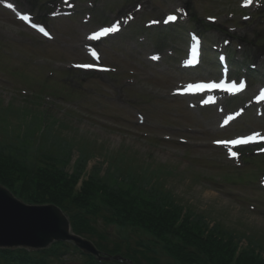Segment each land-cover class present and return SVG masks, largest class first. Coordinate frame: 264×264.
<instances>
[{
    "label": "rangeland",
    "instance_id": "obj_1",
    "mask_svg": "<svg viewBox=\"0 0 264 264\" xmlns=\"http://www.w3.org/2000/svg\"><path fill=\"white\" fill-rule=\"evenodd\" d=\"M87 1L101 17L90 25L79 22L82 16L50 20V40L16 22L15 14L0 9V145L19 151L20 131L41 135L44 149L53 150L59 166L68 160L72 167L79 157L89 160L87 173L97 168L104 175L118 169L123 176L168 192L211 225L264 242V159L253 152L255 158L242 157L247 162H232L223 150L212 146L215 139L264 131V105L260 119L255 116L259 107L252 106L235 124L239 126L220 131V116L214 108L194 109L193 101L170 96L179 81L171 79V74H177L181 82L191 78L177 68L176 49L181 40L160 27L145 29L144 23L172 13L171 8L181 6L182 0ZM9 2L17 8L15 13L31 11L37 18L46 16L50 4L59 5L61 0ZM135 3L142 5L136 14ZM239 4L240 0H196L192 9L195 17L223 8L216 24L247 41L245 45L231 40L230 48L247 56L256 65V76L264 78V51L259 54L254 47L264 48V11L257 9L264 10V0H254L240 16L231 14ZM122 11L121 15L134 17L133 21L118 35L91 45L89 33L117 19ZM242 16L250 19L242 21ZM185 26L175 27L181 38L186 37ZM90 48L98 49L100 63L110 67V73L82 77L72 69L74 63L89 61ZM152 56L158 61L152 62ZM204 69L205 61L197 74ZM254 87L250 85L244 95L224 104L225 113L250 104ZM137 114L143 119L138 120ZM48 128L54 138L46 147ZM224 177L231 178L225 181Z\"/></svg>",
    "mask_w": 264,
    "mask_h": 264
},
{
    "label": "trees",
    "instance_id": "obj_2",
    "mask_svg": "<svg viewBox=\"0 0 264 264\" xmlns=\"http://www.w3.org/2000/svg\"><path fill=\"white\" fill-rule=\"evenodd\" d=\"M47 144L53 139L52 128ZM21 150L0 145V186L27 205H54L71 232L102 256L132 264H264V242L211 225L151 183L85 171L88 160L59 166L40 136L19 134ZM52 145V144H51ZM50 153V155H49ZM49 155V156H48ZM51 156V157H50ZM118 264L98 262L72 244L39 252L0 250V264Z\"/></svg>",
    "mask_w": 264,
    "mask_h": 264
},
{
    "label": "water",
    "instance_id": "obj_3",
    "mask_svg": "<svg viewBox=\"0 0 264 264\" xmlns=\"http://www.w3.org/2000/svg\"><path fill=\"white\" fill-rule=\"evenodd\" d=\"M54 243H71L98 261H124L119 257H101L89 241L72 234L68 219L56 206L25 205L0 187V249L39 251Z\"/></svg>",
    "mask_w": 264,
    "mask_h": 264
},
{
    "label": "snow or ice",
    "instance_id": "obj_4",
    "mask_svg": "<svg viewBox=\"0 0 264 264\" xmlns=\"http://www.w3.org/2000/svg\"><path fill=\"white\" fill-rule=\"evenodd\" d=\"M244 3H245V6H247L248 4L251 3V0H244ZM22 19H27V17H23ZM175 19H176L175 16H169L168 17V20H175ZM33 26L35 27V25H33ZM39 31H41L44 35H48V33L43 28H40ZM113 31H116L115 26L104 28L102 32L96 33L91 38L95 39V38L99 37L100 35H104V34H107L109 32H113ZM93 56H95V53H93ZM92 66L93 65H91V64L77 65V67H92ZM222 86H223V82H221L220 84H217V83H193V84H188L187 89L198 92V91H202L204 89L220 88ZM243 87H244V84L242 82L239 84V88H237L236 84L230 85V88L237 89V90L242 89ZM257 135H259V134H257ZM249 139H251V137H248L245 139L232 140V141H228V142L217 141V143L244 144V143H247ZM229 152H230V156H232V157H235L237 155V153L231 152V150H229Z\"/></svg>",
    "mask_w": 264,
    "mask_h": 264
}]
</instances>
